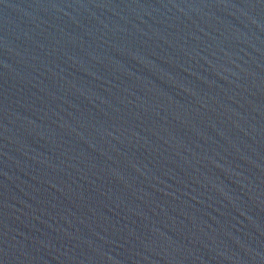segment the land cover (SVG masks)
<instances>
[{"label": "water", "instance_id": "obj_1", "mask_svg": "<svg viewBox=\"0 0 264 264\" xmlns=\"http://www.w3.org/2000/svg\"><path fill=\"white\" fill-rule=\"evenodd\" d=\"M0 264H264V0H0Z\"/></svg>", "mask_w": 264, "mask_h": 264}]
</instances>
